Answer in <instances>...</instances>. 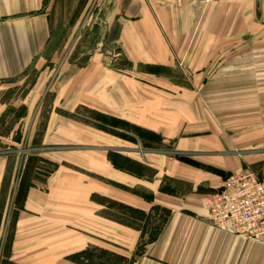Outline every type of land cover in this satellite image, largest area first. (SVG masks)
Listing matches in <instances>:
<instances>
[{
  "label": "crops",
  "instance_id": "obj_1",
  "mask_svg": "<svg viewBox=\"0 0 264 264\" xmlns=\"http://www.w3.org/2000/svg\"><path fill=\"white\" fill-rule=\"evenodd\" d=\"M90 23L105 33L103 50L81 63L66 56L72 47L47 56L51 33ZM161 69L186 71L190 83ZM180 84L191 88L178 93ZM82 107L157 131L226 174L258 172L264 0H0V264H80L75 256L98 244L130 264H264V243L208 220L205 198L221 180L213 169L116 145L71 119ZM34 134L53 146L29 160L19 143Z\"/></svg>",
  "mask_w": 264,
  "mask_h": 264
},
{
  "label": "rangeland",
  "instance_id": "obj_2",
  "mask_svg": "<svg viewBox=\"0 0 264 264\" xmlns=\"http://www.w3.org/2000/svg\"><path fill=\"white\" fill-rule=\"evenodd\" d=\"M85 22V21H84ZM71 24V23H70ZM95 25L93 23H90L89 25H86L82 31V33H66L68 29L65 30H59L58 33H51L50 42L46 49V54L49 57L52 53H54L56 50L63 51L66 49V51L72 47L71 51L66 55L69 59H74L76 62H83L88 55L94 52V50H103L105 46V33H98L95 29ZM110 47L112 48L113 54H118V48H116L115 43L110 44ZM62 48V49H61ZM69 51V50H68ZM106 61L111 63L113 62V55H107ZM112 57V58H111ZM118 60H116V64H120V56L118 55ZM157 72H160L162 74H171L172 78L177 83L182 84H189L190 83V77L186 71L176 69V70H165L161 69ZM35 74L36 71H31L28 73L26 78V83H21L19 86H17V97L22 98L26 89V84L30 83L31 81H35ZM186 88H191L190 85H178L177 91L178 93L184 92ZM19 105V101L17 102ZM35 104V103H34ZM42 110H46L48 107V102L45 101L42 105ZM21 107H17V114L21 111ZM76 116L74 118L75 121H78L82 125H86L89 128H94L101 132L102 134H107L110 137H113V140L116 145H127L129 147H133L136 149H139L140 151H146V149L155 150V151H164L165 156L171 159L179 160L183 163H187L189 165L195 166L200 169L204 168H210L213 169V172H215L217 175L225 176V170L219 169L216 166H212L208 164V161L205 160L204 156L194 153V152H185V151H178L173 150V139L165 138L161 133L153 130H149L137 125L132 124L131 122H128L124 119L114 118L107 116L99 111L92 110L89 108L82 107L80 110H78L75 114ZM41 121V125L44 122V116L39 118V122ZM4 129H2L3 131ZM18 139H19V135ZM41 134H34L33 140L31 142H24V140L19 143V147H27L31 148L28 151L23 152L26 154V157L31 159L39 158L40 154H36L39 147H50L53 145H42L39 142V137H41ZM200 136V134H199ZM202 136H200L201 138ZM75 143H78L74 141ZM87 143V142H85ZM73 144H66V145H58V146H71ZM57 146V145H55ZM33 149V150H32ZM41 150V149H40ZM50 151L43 149L44 152ZM61 151V150H60ZM42 152V153H43ZM44 152V153H45ZM62 152V151H61ZM41 153V152H40ZM50 153V152H47ZM142 156V153L139 152ZM51 154V153H50ZM116 151H109L108 157L112 160H114L116 163H124L127 164L128 167H134L136 163L134 162H126L123 161L121 156ZM41 158V157H40ZM36 163H34L33 166H35ZM251 167L256 169L258 172V175L261 177L264 174V163L261 162V164H251ZM37 168H41L42 170H51L53 168V163H39ZM236 170V169H235ZM141 248L138 247L134 254H138L139 250ZM123 251L119 249L118 247H114L111 245H102L98 244L96 246H88L86 249L82 252H80L77 256H75L76 260H79L80 264H130V258L125 257L123 255ZM133 258V256L131 257Z\"/></svg>",
  "mask_w": 264,
  "mask_h": 264
},
{
  "label": "built area",
  "instance_id": "obj_3",
  "mask_svg": "<svg viewBox=\"0 0 264 264\" xmlns=\"http://www.w3.org/2000/svg\"><path fill=\"white\" fill-rule=\"evenodd\" d=\"M205 206L214 226L264 243V176L250 167L223 176L216 190L205 198Z\"/></svg>",
  "mask_w": 264,
  "mask_h": 264
}]
</instances>
